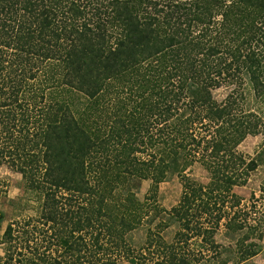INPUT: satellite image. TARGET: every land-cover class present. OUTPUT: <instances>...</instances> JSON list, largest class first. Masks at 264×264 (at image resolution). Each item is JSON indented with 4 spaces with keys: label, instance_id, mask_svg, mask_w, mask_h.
Returning <instances> with one entry per match:
<instances>
[{
    "label": "trees",
    "instance_id": "1",
    "mask_svg": "<svg viewBox=\"0 0 264 264\" xmlns=\"http://www.w3.org/2000/svg\"><path fill=\"white\" fill-rule=\"evenodd\" d=\"M228 68L218 101L206 81ZM247 93L264 103V0H0V163L40 202L6 225L0 264L136 263L127 227L157 217L178 229L168 243L148 228L141 264H199L222 221L262 239L264 216L233 191L257 166L236 147L264 124ZM194 163L205 182L185 174ZM170 172L182 188L164 209ZM244 239L239 260L256 252Z\"/></svg>",
    "mask_w": 264,
    "mask_h": 264
},
{
    "label": "rangeland",
    "instance_id": "2",
    "mask_svg": "<svg viewBox=\"0 0 264 264\" xmlns=\"http://www.w3.org/2000/svg\"><path fill=\"white\" fill-rule=\"evenodd\" d=\"M237 75V71L234 68L222 69L218 73H213L211 78L207 79L206 83L210 89L213 97L220 101L222 100L228 91L231 89L232 80ZM238 90V83L236 84ZM243 88V90H242ZM244 88L248 90L249 84L247 81H243L240 86V91H244ZM239 91V92H240ZM245 107H249L252 110L261 115V119L264 123V103L261 101L254 102L253 95L247 93ZM2 110H0V128L3 123ZM2 118V119H1ZM261 129L254 135L246 136L238 145L237 151L247 158H253L257 161V166L249 173L247 182L241 186L233 187V191L242 197V204L255 205L259 210V214L264 216V124L260 125ZM4 140L3 135L0 134V143ZM12 158L5 157L0 163V237L3 233L6 225L14 220H25L29 217H33L38 214L39 210V197L35 193L25 190L24 188V176L18 170L16 165L11 161ZM185 174L188 177H192L195 180L205 182L207 180L206 172L197 163H194L191 167L185 170ZM182 179L176 172H170L166 178L158 184L156 193V202L160 207L164 209H170L175 205L180 197L182 188ZM149 188L148 180L134 181L132 188H130L135 196L142 200L146 191ZM258 214V215H259ZM162 219H167L166 213L159 215ZM158 218V217H157ZM157 218L153 223H143L139 226L127 227V241L133 250V259L138 261L133 263L131 259H119L117 264H141L144 260L150 263L151 254L146 249L148 228L153 231H158L164 240L168 243L173 241L175 232L178 229L177 223L168 218V226L159 229L155 227ZM223 222V221H222ZM220 223L215 234V248L208 247L207 252H201L203 256H200L199 264H211L210 261L215 263L219 260L223 264H264V226L262 228V239H255L245 237L242 231L229 232L226 231L225 226ZM244 237V244H249L251 241H255L256 244L251 247L256 252L250 258L245 260H239L238 246L243 248V245L238 242V239ZM197 249V248H195ZM215 250V251H214ZM196 253V250H194ZM4 253V244L0 243V256ZM213 257L208 261V258ZM144 256L145 258H141ZM207 261V262H206ZM196 263V262H195Z\"/></svg>",
    "mask_w": 264,
    "mask_h": 264
}]
</instances>
